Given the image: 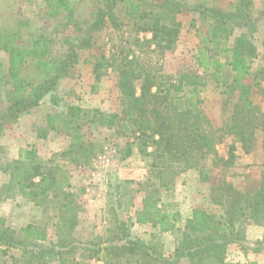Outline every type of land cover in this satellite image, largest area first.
I'll list each match as a JSON object with an SVG mask.
<instances>
[{
	"label": "trees",
	"instance_id": "obj_1",
	"mask_svg": "<svg viewBox=\"0 0 264 264\" xmlns=\"http://www.w3.org/2000/svg\"><path fill=\"white\" fill-rule=\"evenodd\" d=\"M80 1L47 0L49 16H61L64 27L72 26L78 33L64 38L67 50L58 58L52 56L53 39L36 35L32 46L25 48L18 41L19 32L0 29V51L8 56L6 69L0 62V84L8 86L10 96L9 105L0 114V136L10 124L46 99L53 107H59L63 103L57 93L59 83L79 63L80 52L93 47L103 27L123 32L128 24L130 32L115 45L117 50L111 60L102 56L93 69L95 80L100 81L102 61L106 66H116L121 111L106 113L68 104L65 111L48 114L47 127L69 136L70 145L61 154L75 167L89 164L97 150L95 143L85 142L81 132L83 123L99 122L113 128L118 135L132 138L119 148L121 160L133 154L137 143L139 152L149 159V170L156 179L148 185L151 189L137 221L151 222L159 233H176L178 238L172 254L166 257L158 240L150 244L134 236L130 225L121 221L108 229L113 235L105 244H94L97 247L94 253L106 252V264L115 260L135 264H180L183 260L189 264H230L226 258L232 244L243 250H262L264 241H246V226L264 227V161L262 179L253 181L246 190L226 182L213 188L212 202L219 207V213L198 209L184 221L178 210H168L164 202L159 203L155 198L160 192L157 187L172 189L183 170L197 169L201 180H208L209 168L203 165L208 157H213L215 167L231 166L237 158L238 144L245 153L255 150L256 134L258 130L264 131V111L250 95L254 87L250 79L264 73V70L255 74L251 71L258 56L254 43L256 18L242 6L235 11H224L207 6L204 0L201 6L193 8L209 24L195 54L203 72L168 74L152 58L176 46L182 28L178 16L192 9L186 0H98L90 22L75 14V5ZM244 28L246 31L236 36L230 47L228 43L234 32ZM29 59L35 65L38 82H31L22 74ZM227 68L234 72L231 90L238 89L239 95L230 117L216 125L204 108L202 93L208 85V76L221 82ZM227 136H233L234 140L225 157L218 153L217 146ZM60 168L48 166L37 156L34 147L22 149L19 158L8 164L11 177L0 186V200L20 195L37 205L58 201L62 213L69 205L76 204L77 196L70 184L61 183L57 175ZM153 236L158 239L159 235ZM88 246L66 236H57L54 241L47 228L36 224L24 226L19 235L12 227L0 223V259L9 255L11 261L21 264H44L80 249L92 251ZM11 249L19 250L20 256L10 255ZM73 264H78L75 258Z\"/></svg>",
	"mask_w": 264,
	"mask_h": 264
},
{
	"label": "rangeland",
	"instance_id": "obj_2",
	"mask_svg": "<svg viewBox=\"0 0 264 264\" xmlns=\"http://www.w3.org/2000/svg\"><path fill=\"white\" fill-rule=\"evenodd\" d=\"M144 1L151 2L152 0ZM186 1L192 9L186 10L178 16L182 28L176 46L163 55L152 58L153 63L161 67L164 73L203 72L195 61V54L201 43V36L208 32L209 24L200 15V12L193 8L201 6L204 0ZM206 5L224 11H235L240 6L244 7L245 11L257 20L256 26L258 28L254 34V43L256 46L261 43L262 32H264V0H207ZM97 7L98 0H81L75 5V14L81 20L90 22L94 18ZM48 9L47 0H0V29L19 32L18 41L25 48L32 46L33 38L36 35H45L54 40L52 56L58 58L67 50L64 38L76 36L78 33L72 26L64 27L65 20L61 16H49ZM130 27L126 24L122 29L123 32L116 31L109 26L103 27L96 35L93 47L80 52V61L69 74L70 80L73 81H69L67 78V82L64 83L66 78L61 80L57 93L63 98V103L55 108L46 99L41 105L25 114H30L25 123L37 127L39 132L47 137L39 142V145L31 147L36 149L37 156L48 163L51 168L61 166L60 169H57L58 178L62 184L71 185V189L77 196V202L69 205L61 213L58 208V201H44L43 205H37L20 195H15L0 200V223L3 222L12 227L19 235H21V228L24 226L30 223L36 224L47 228L50 238L54 241H57V236H66V238H74L83 244H88V248H93L92 251L80 249L73 252L72 255H64L61 259L44 264H73L74 258L78 264H98L99 261L106 264L108 260L106 252L102 251L95 254L94 250L97 247H94V244H105L106 240L113 235L108 229L116 227L121 221L130 225L134 236L150 244L158 240L162 244L161 250L166 257L172 254L171 248L174 250L176 245L178 238L176 233H163L158 236V239H154L152 223H139L137 221L144 211L143 201L151 189L148 185L156 179L149 170V159L139 152L137 143L134 144L133 154L129 158L121 160L118 150L120 147H125L127 142L132 141V138L118 135L113 128L103 126L99 122L83 123L81 132L84 134L85 142L95 143L97 150L89 164L83 167H75L68 163L61 154L70 145L69 136L63 132L51 131L45 126L47 125V114L57 112V110L65 111L66 106L74 102L70 100L71 97L81 98V92L89 96L85 97L87 102H84L90 106L89 109H98L106 113L121 111L116 66H106L105 61H102V78L100 81H95L93 69L95 62L100 61L98 59H101L102 56L112 58L117 50L115 45L119 44L121 38L128 36ZM244 30L246 31L245 28L237 29L234 32L228 43L230 47L233 46L235 37ZM147 35L150 36L151 34ZM0 62H3L6 69L8 56L3 51H0ZM22 74L27 80L38 82V73L31 59L26 62ZM233 77L234 72L229 68L226 69L221 82H217L208 76V85L205 87L202 96L205 101L204 108L216 125L230 117L233 105L239 95L238 89L234 92L231 90L230 83ZM263 78L264 73H261L255 79H250L254 86L250 93L253 101L258 100V98L264 100ZM91 79H94L93 82ZM75 86L81 87L80 90L78 89L80 94L74 89ZM9 102L8 86L1 83L0 114L6 110ZM100 102L102 107H96L95 105H100ZM49 110L50 113H48ZM32 121L36 123L32 125ZM15 125V123L10 124L4 134L0 136V186L5 183L7 178L11 177L10 172L12 170L8 169V164L17 160L18 154L22 150V148L20 150L17 148V143H7V141L3 143V140H7L10 135L17 133L16 128L20 129L19 125L16 127ZM233 140V136H227L224 142L217 146L218 153L227 157ZM260 141L264 142L263 130H258L256 134L255 150L247 154L257 153L258 149L256 148ZM237 146V158L231 166L215 167L213 166V157H208L203 161V165L209 168L208 180H201L197 169L183 170L176 177L172 189L164 190L158 186L160 192L155 195V198L159 200V203L164 202L168 210H178L181 219L184 221L198 209L210 213H219V207L212 202V195L215 193L213 188L226 182L244 191L253 181H260L263 177L261 163L263 152L259 151L257 157L260 156V159L253 161L251 156L240 154L243 150L240 144ZM74 222H76V226H72ZM249 225L246 226V241L252 242V239L247 236ZM9 254L18 257L20 251L11 249ZM92 254L95 255L89 258L88 256ZM8 256L3 255L0 264H21L18 261H11ZM226 259L230 264H264V257L253 259V257L246 255L244 258L237 259L233 256V252H227ZM112 264L135 263L115 260V262L112 261ZM180 264L189 263L187 260H183Z\"/></svg>",
	"mask_w": 264,
	"mask_h": 264
},
{
	"label": "crops",
	"instance_id": "obj_3",
	"mask_svg": "<svg viewBox=\"0 0 264 264\" xmlns=\"http://www.w3.org/2000/svg\"><path fill=\"white\" fill-rule=\"evenodd\" d=\"M262 34H263L262 35V41L260 44L257 45L258 56H257V58L254 59L252 65H251L252 66L251 67L252 72H258V71L264 70V32H262ZM76 70L78 71V69H76ZM65 78L66 79L64 80V83L67 82V78H69V81H73V80H70L69 76H67ZM93 80L91 79L92 82H93ZM62 81H60V82H62ZM262 81L264 82V78L262 79ZM262 81H261V83H262ZM59 84L61 85V83H59ZM71 85H73L72 82H71ZM74 89L76 91H78V93H79V90L81 89V87L75 86ZM80 97L81 98L78 97V99L71 97L70 100L74 101V102H71V104H77V105L83 106L84 108H89L90 106L84 103V102H87V98H85V97H89V96L88 95L86 96L84 94V92H81ZM82 97H84V98H82ZM95 102L96 101L94 100V103ZM254 102L256 104H258L261 107V109L264 111V100L262 98H258V100H254ZM95 106L96 107H102V103L100 102V105H95ZM48 113H50V110L48 111ZM29 116H30V114L24 115L15 123L16 124L15 127L19 125L20 129L16 128L17 133L15 135H10L7 138V140L6 139L3 140V143L5 141H7V143H17L18 144L17 148L20 150V148L23 149V148L31 147L33 145H37L39 142H42L43 140H45L47 138L44 134L42 135L39 132V129H37V127L30 126V124L25 123L26 119H29ZM47 116H48V114H47ZM34 123H36V122L35 121L31 122L32 125ZM45 126L47 127V125H45ZM256 149H258L257 153H253L251 155L243 152L242 150H241L242 152L240 154L246 155V156H251L253 161H258V159H260V156L259 157H257V156L259 155V151H262L263 152V161H264V148H263V143L261 141L257 144ZM18 156H19V154H18ZM261 157H262V155H261ZM263 161L261 163H263ZM9 179L10 178H7V180H5L4 182L6 183ZM152 226H153L154 234L162 235L161 233H159V230L156 227H154L153 224H152ZM247 236L249 239H252V241H258V240L263 241L264 240V227L259 226V225H255V224H250L248 227V230H247ZM172 251H173V248H171V253H172ZM228 252H233V256L237 259L244 258L246 255H248V257H253V259H261L264 257V249L261 251H257V252H254L251 249L246 251V250L241 249L237 245H230L228 248ZM249 254H252V255H249ZM98 264H102V263H100V261H99Z\"/></svg>",
	"mask_w": 264,
	"mask_h": 264
}]
</instances>
